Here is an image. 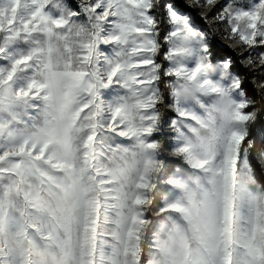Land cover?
<instances>
[{
  "label": "snow or ice",
  "instance_id": "6c2138e0",
  "mask_svg": "<svg viewBox=\"0 0 264 264\" xmlns=\"http://www.w3.org/2000/svg\"><path fill=\"white\" fill-rule=\"evenodd\" d=\"M260 122L264 0H0V264H264Z\"/></svg>",
  "mask_w": 264,
  "mask_h": 264
},
{
  "label": "trees",
  "instance_id": "16d2710c",
  "mask_svg": "<svg viewBox=\"0 0 264 264\" xmlns=\"http://www.w3.org/2000/svg\"><path fill=\"white\" fill-rule=\"evenodd\" d=\"M182 2H184L182 0ZM210 31L212 32L213 35H215L216 37V40H217V55L219 56H224V55H232V56H236L237 54L235 53H232L229 49H226L223 47V45L218 41L217 39V35L215 33V30H214V27L213 26H210ZM254 77L253 76H249V90H251L252 88V84L254 82ZM264 129V122H260V123H257L253 126V135L254 137L256 138L257 140V144L259 145L260 143V138H261V130Z\"/></svg>",
  "mask_w": 264,
  "mask_h": 264
},
{
  "label": "rangeland",
  "instance_id": "374dc122",
  "mask_svg": "<svg viewBox=\"0 0 264 264\" xmlns=\"http://www.w3.org/2000/svg\"><path fill=\"white\" fill-rule=\"evenodd\" d=\"M184 2H191V0H183ZM197 11L199 12L200 11V9H197ZM206 11V10H205ZM214 27V30H215V33H216V35H217V39H218V41L223 45V42L222 41H220V32H219V30H218V27L217 26H213Z\"/></svg>",
  "mask_w": 264,
  "mask_h": 264
}]
</instances>
